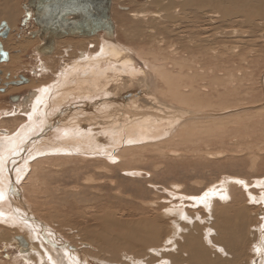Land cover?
<instances>
[{
  "label": "bare ground",
  "instance_id": "1",
  "mask_svg": "<svg viewBox=\"0 0 264 264\" xmlns=\"http://www.w3.org/2000/svg\"><path fill=\"white\" fill-rule=\"evenodd\" d=\"M18 1L0 0V8L2 9H0V21L6 20L10 33L13 29H19L17 27L21 21V13L18 10ZM26 4L27 2L23 5V10ZM113 4L114 0L112 9ZM131 4L134 10L131 8L129 11L121 12V15H118L117 28L114 23L115 40L122 48L126 49L123 52L116 50L113 45L103 43L100 38L95 40L94 37H67L56 40L53 54L46 56L37 51L43 42L39 35H32V32L37 30L35 25L36 30L28 35L34 40L32 41L34 47L31 50L35 58L36 56L38 58L35 76L40 74L39 77L42 75L45 77L47 74L52 80L45 84L41 81L35 86H22L19 89H10V84L25 85L18 84L22 80L20 78L18 81L14 80L15 82L9 81L12 83H6V80L2 81L6 83V93L17 90L26 93V96L20 97V101L13 107L18 113L14 114L23 116L25 119L20 121L11 133L7 130L0 132V194H2V198H0V233L4 232L2 237L6 238L8 232L14 230L16 236L13 244L18 248L20 255L17 258L23 261V264H72V261L76 264H94L83 256L84 252L81 254L79 251L80 253H78L76 246L68 245L65 243L66 241L64 242L55 234V231L50 230L51 226L56 230H62L69 227L68 223L65 221L63 223H61L62 221L54 222L49 215H40L42 220L51 219L53 221L48 228L46 222L37 220L38 217L36 218L28 211V206L19 196L22 192L17 193L15 188L20 184L30 182L32 177H35V170L32 167L43 166L58 160L104 159L106 162L120 161L122 154H132L135 144H138L136 147L147 145L157 147L158 144L167 140L168 142L173 140L172 138L176 140V137L188 144L193 134L209 135L205 131L212 126L230 123L236 116H249L264 108V105L261 104L260 106L257 104L236 109L210 108L207 102L201 103L195 98L196 93L202 92L200 85L202 86L203 77L208 74V71L215 80L224 75L222 73L227 69L229 56L232 54L228 50L243 48L242 45L236 44V46L232 42L234 37L242 36L241 38H243L245 36V38H249L255 34L258 36L261 33L264 34V0H147L144 2L133 1ZM127 18L134 26L128 24ZM162 21L166 22V26H160ZM120 23L125 25L124 30H135V32H131L128 37L120 36ZM171 24H178L179 27L173 25L177 29V34L171 30ZM143 28L145 29L142 30ZM159 30H163L164 35H166L164 39H169L168 46L161 45L160 42L156 41L157 38L151 34V32ZM123 39L124 42L121 41ZM12 41L14 39L10 35L1 42L4 50L9 51V60L11 57L14 61L18 60L19 57H12L10 51L24 50V45L29 42L25 41L22 45L23 42L12 43ZM152 42H154L152 49H143L146 48V44H152ZM155 45L158 46V50L155 49ZM164 50L171 51L166 52ZM197 50H199L197 53L199 55H211L213 61L204 60L202 55L199 61L198 59L187 58L190 53H196ZM46 58L48 59L45 60ZM194 63L198 73H195L196 69L191 67ZM13 66L10 65L8 68ZM50 73H54V76H51ZM2 74L0 71V76ZM7 79L10 77L7 76ZM21 83L27 84L24 80ZM193 84L198 86L197 91H195ZM1 85L4 86V83ZM0 92L4 93L5 90ZM12 98L18 99L17 96H12ZM42 103H44V108L41 107ZM241 109L245 110L239 112ZM58 111L60 113L55 115ZM233 111L238 113L229 114ZM117 145L120 146L119 149H115ZM174 154L180 156L178 151H173ZM133 160L135 161V159ZM29 167H31V173L27 179L26 174ZM133 175L144 177L136 171L133 172ZM224 179L220 184L217 183L218 185L215 184L209 190L207 189L208 195L201 196L204 197L203 201L189 200L195 204V207H207V204L214 199L220 200L223 204H228L230 200H235L237 203L240 198L234 197L235 191H237L235 186L233 187L232 184V187L228 186L227 178ZM3 180H6V183ZM247 185L244 186L246 190L250 188ZM252 194L251 192L248 194L249 205L258 206L259 214L264 218V206H260V204H264V191L260 195L258 194L259 196ZM239 208L242 207L236 208L235 204L231 203L220 209L221 211H218L217 207L212 208L211 211L218 215L216 220L220 227L224 228L226 224H229L230 229L237 230V232L234 231L235 236L238 235V238L240 236L246 241L249 238L251 241L250 237L246 239V236L240 234L242 232V234L247 235L246 229L243 228L247 224L249 225L248 216L250 214H247V208L240 210ZM195 210L193 211L195 212ZM176 211L186 212L181 209ZM244 211H246L245 215ZM166 215L168 214L164 213V217H167ZM147 216L139 219L137 217V219L132 218L127 222L120 223L118 222L119 219L116 221L115 217L112 218L110 215L107 216V221L103 220V228L106 230L108 226L105 222L120 224L122 232H119L118 235L126 237L131 243L130 251L133 250L134 244L141 245L143 249L146 245L156 246L162 238L161 229L165 222L162 217ZM184 218L185 221L187 219L190 221V226H198V223H194L196 221L193 222L188 216ZM178 226H174L176 235L174 230V234H172L175 236L174 238L179 237L181 240L178 233H183V228L179 229L181 226ZM261 227L263 228L255 229V232L258 233L257 239L260 235L262 238L257 240L258 244L255 243L254 250L250 249L252 255L247 260L250 262H248L249 264H264V246L262 247L264 224ZM89 228H86L87 231ZM206 229L212 228L210 226ZM84 231L86 230L83 229V233ZM100 232L96 231L92 234V236H96L99 252L104 251L101 250L104 247L113 255L117 250H120L118 247L121 249L125 247H120L116 245V242L108 240L109 238L115 240V236L111 237L112 235H110L108 237L105 235L103 237L104 234L101 235L103 232ZM225 235L222 236V242L227 238L224 237ZM218 236H215L217 240ZM17 237L23 238L22 241L18 242L19 244L15 242ZM209 237L210 233L207 231L204 238H207L208 242L205 243H209ZM120 238L118 237L116 240L120 241ZM10 241L7 242L10 243ZM96 241L94 242L96 243ZM200 241H190L187 238L178 248L181 251L190 249V260L187 261H190L191 264H216L210 259V253L200 252L199 247L203 248L199 243ZM100 242L105 246H101ZM225 243L230 244L228 239ZM26 245L27 247H25ZM196 246L198 247L197 251H195ZM220 248L222 247L220 246ZM30 251L31 253L26 255ZM113 251L115 252L113 253ZM77 256L80 257L78 261ZM232 258L234 259L231 262L237 259L235 256ZM181 259L183 258L179 255L174 257L172 264H178ZM96 264L100 263L97 262ZM217 264H222V262Z\"/></svg>",
  "mask_w": 264,
  "mask_h": 264
},
{
  "label": "rangeland",
  "instance_id": "2",
  "mask_svg": "<svg viewBox=\"0 0 264 264\" xmlns=\"http://www.w3.org/2000/svg\"><path fill=\"white\" fill-rule=\"evenodd\" d=\"M27 1L28 0L18 1V10L21 13V21L27 20L25 11L23 10V5ZM133 1L144 2L147 0H114L112 17L116 24V28L119 23L118 15H121V12L129 11L131 8L134 10L133 5L131 4ZM115 17L117 18L115 19ZM127 19L129 20V18ZM2 22H6V20L2 19L0 24ZM20 24L21 23H19L17 27L19 29H13L9 34V36L11 35L12 39H14L12 43L23 42L22 45L25 41H28L29 43L24 45V50L10 51V54L13 55L12 57L17 56L20 59L17 58L18 60L13 61L10 57L8 62L0 63V71L3 73L2 76H0V91L5 90L4 93L0 92V132L2 130H7L11 133L16 129L19 122L25 119L23 116L15 115L18 113L13 107L18 102L12 101L11 98L12 96L23 98L26 96V93H22V90L6 93L7 87L5 84L18 81V78L21 76L30 82L21 86L10 84V89H19L22 86L28 85L35 86L39 82L41 83V81L45 84L52 80L47 74L46 76L44 75L45 77H43V75L42 77H39L41 76L40 74H38L39 76H35V74H37L35 67L38 63V58L37 56L35 58V55L31 50L34 47L32 45V41L34 40L28 36L30 32L36 30L35 24L31 19V23L29 25L27 24L28 31H21L19 27L21 26ZM128 24H132L130 20L128 21ZM173 25L179 27L178 24ZM173 25L171 30L177 34V29ZM124 26L125 25L120 23V36L128 37L131 32H135V30H124ZM132 26L134 25L132 24ZM160 26H166V22H160ZM144 29L145 28L142 30ZM147 31L150 33L148 29ZM151 34L157 38L156 41L160 42L161 45L168 46L169 39H164L166 35H164L163 30L151 32ZM262 34L263 33L259 34V36L255 34L249 38H245V36L243 38H241L242 36L234 37L232 42L235 45H242L243 48L238 50H228L232 54L229 56L227 69L222 73L224 75L215 80L211 77L210 72L208 71V74L203 77L204 80L201 83L202 86L200 85L202 92L196 93L195 98L200 100L201 103L207 102L210 105V108L219 107L236 109L240 107H248L249 105H264V34ZM93 39L97 40L98 38L94 37ZM124 39L121 41L124 42ZM0 40L5 41V39L2 40V38H0ZM162 41H164V43H162ZM153 43L154 42H152V44H146V48L143 49H152ZM155 49L158 50L157 45H155ZM164 51L170 52L171 50ZM198 51L199 50H197L196 53H190L187 58L198 59L199 61V58L203 56L204 60L209 59L213 61L211 55H199L197 54ZM7 52L9 53L8 50ZM224 53H226L225 50ZM47 59L48 58L45 60ZM10 65L14 66L8 68ZM195 65V63L191 65L194 70L196 69ZM195 73H198V69H196ZM50 75L54 76V73H50ZM7 76L10 77V79H7ZM2 81H5L6 83ZM2 83H4V86L1 85ZM193 87L195 88V91H197L198 86L193 84ZM41 107L44 108V103H42ZM263 109L264 108L260 109L259 112H252L253 114H250L249 116H236L230 123L212 126V128L205 131L206 133H209V135H202V133H198V135L197 133L193 134L188 144L181 138L176 137V140L172 138L173 140L169 142L167 140L158 144L157 147L152 145L136 147L138 144H135L132 154H122L120 161L106 162L104 159H86L84 161L58 160L50 164H44L43 166L32 167L35 170V177H32L30 182L24 183L23 185H19L17 182L19 186H16L15 189L17 190V193L22 192L19 194L20 198L25 201L24 203L28 206L30 214L35 215L36 218L38 217L37 220H42L40 215H49L54 222L62 221L61 223H63L65 221L68 223L69 227L63 228L62 230H56L54 227L51 226L50 228L49 226L53 223L51 219L48 220L49 222L47 220H42L44 223L46 222V226L50 228L52 232L55 231V234L64 242L66 241L65 243L68 245L76 246L78 253L81 252L82 254L84 252L85 255L83 254V256L94 264L97 262L100 264H172L173 258L178 255L183 258L179 260L178 264H191L190 261H187L190 260V249L181 251L178 248L183 241L185 242L187 240V238L190 241L201 240L199 243L203 248L199 247L200 252L204 254L205 252L206 254L210 253V259L216 264L218 262H222V264H249L250 262L247 260H249L252 255L255 243L257 245V240L262 238L260 235L259 239H257L258 233L255 232V229L257 230L259 227L263 228L261 226L264 224V218L259 214V207L249 205L250 202L248 201V194L250 192L251 194L254 193L252 194L253 196H259L264 191ZM243 110L241 109L239 112H243ZM59 113L60 112L58 111L55 115H58ZM235 113L238 112H229V114ZM119 147L120 146L117 145L115 149H119ZM173 151H178L180 156H178L179 154L177 156L175 154L173 155ZM133 159H135V161ZM135 171L136 173H140L141 176L144 175V177L133 175V172ZM30 173L31 167H29L28 173L26 174L27 179L29 178ZM224 178H227V182H225L228 186L230 185L232 187L233 185V187L235 186V190L238 191H235L236 195H234V197L240 198L237 200L239 204L238 202L236 203L235 200H230L228 204H223L220 200L214 199L207 204V207H195V204L189 200L194 194L195 197L205 195L207 189L209 190L210 187L215 184L218 185L217 183L220 184L221 181L225 180ZM242 178L245 181H243ZM3 182L6 183V180H3ZM246 184H248L247 187H250L247 190L244 188ZM231 203L235 204L236 208H247V214H250L248 216L249 225L247 224L248 226L246 225V227L243 228L246 229L245 231L247 232V235L242 234V232H240V234L244 237L246 236V239L250 237L252 242L249 238L248 241L251 243L244 238H240V236L238 238V235L235 236L234 233L237 232V230L230 229L229 224H226V226L223 225L224 228L217 224L216 219L218 215L214 214V211H211V209L217 207V210L221 211L220 209ZM242 208H239V210ZM180 209L186 212L180 213L176 211H180ZM193 210H195L196 213ZM164 213L168 214L166 215L167 217H164ZM245 213L246 211H244V215ZM110 215L112 218L115 217L114 219L116 221L119 219L118 222L120 223L127 222L132 218H143L147 215L153 218L155 216L159 218L162 217V220L164 219L163 221L165 222L161 229L162 238L156 246L146 245L143 249L141 245L134 244L135 246L133 245V250L130 251L131 243L126 237L119 236L120 234L118 235L119 232H122L119 226L120 224H109L105 222V224L108 225V229L106 228L105 230L103 228V220L107 221V216L109 217ZM184 215L188 216L189 219H192L193 222L196 221L194 223H198V226H190V221H188V219L185 221ZM193 218L196 219L194 220ZM58 219L60 220L58 221ZM254 221L257 222L255 223ZM174 226H178L179 229L183 228V233H178L181 240H179V237L174 238V231L176 235ZM210 226L212 229H206L207 227L210 228ZM88 227H90L88 231L91 235L86 229ZM227 227L229 228L228 230ZM83 229L86 230L84 233ZM223 229H225L224 233H222ZM109 230H112L113 232H110ZM94 231L103 232H100L101 235L104 234L103 237H105V235L108 237H110V235H112L111 237L115 236V240L110 238L108 240L116 242V245H119L120 247L125 246V249L118 247L120 250L117 251L119 252L113 251L117 256L114 254L112 255V252L110 253V251L104 247L101 248V250L104 251L99 252L96 236H92V234L95 233ZM204 231L210 233L209 243H205L208 242V236L207 238H204L206 237V232L202 233ZM231 233L233 234L231 235ZM3 234L4 232L0 233V264H23L24 262L17 258V256L20 255L18 248L13 244L14 237L16 236L14 230H10L6 238L2 237ZM17 234L19 235L20 233ZM87 234H89L90 237ZM223 234L225 235L224 237L227 238L222 242ZM214 235L216 237L219 235L218 240ZM118 237H121L120 241L116 240ZM8 239L11 240L10 243L7 242L9 241ZM121 239L124 240L122 241ZM227 239L228 242H230L229 245L225 243L227 242ZM94 241H96V243ZM172 241L174 242L172 243ZM262 241L263 247L264 238ZM15 242L18 243L19 241L16 240ZM102 242H100L101 246H105L103 243L106 242ZM220 246L222 248H220ZM228 246L229 248H227ZM197 249L198 247L196 246L195 251H197ZM247 251L248 253H246ZM30 253L31 251L26 255H29ZM108 253L111 255H108ZM137 253L140 254L136 255ZM231 256L237 258L235 259L236 263L235 261H233L234 263L231 262L234 259ZM78 257L79 256L76 257L77 261L80 259V257ZM72 264H76V262L72 261Z\"/></svg>",
  "mask_w": 264,
  "mask_h": 264
},
{
  "label": "water",
  "instance_id": "3",
  "mask_svg": "<svg viewBox=\"0 0 264 264\" xmlns=\"http://www.w3.org/2000/svg\"><path fill=\"white\" fill-rule=\"evenodd\" d=\"M113 0H28L24 6L25 14L37 27L33 36L39 35L43 45L38 47L40 54L52 55L58 39L97 37L103 43L113 45L123 52L115 40V25L112 20ZM10 28L6 22L0 24V38L6 39ZM9 61V53L0 41V62ZM20 79L29 82L23 76ZM26 84V83H18ZM18 99L12 98L14 102ZM23 238L17 237V241ZM27 247V245L25 246Z\"/></svg>",
  "mask_w": 264,
  "mask_h": 264
},
{
  "label": "flooded vegetation",
  "instance_id": "4",
  "mask_svg": "<svg viewBox=\"0 0 264 264\" xmlns=\"http://www.w3.org/2000/svg\"><path fill=\"white\" fill-rule=\"evenodd\" d=\"M26 18H27V20L25 21V20H23V21H20V25L21 26H19L20 27V30L21 31H24V30H27L28 31V27H27V24L29 25L30 23H31V18L30 17H27L26 16ZM33 22V21H32ZM10 34V33H9ZM9 36V35H8ZM22 81V80H21ZM20 81V82H21ZM11 100H12V98H11ZM13 101V100H12ZM15 104V103H14Z\"/></svg>",
  "mask_w": 264,
  "mask_h": 264
},
{
  "label": "snow or ice",
  "instance_id": "5",
  "mask_svg": "<svg viewBox=\"0 0 264 264\" xmlns=\"http://www.w3.org/2000/svg\"><path fill=\"white\" fill-rule=\"evenodd\" d=\"M207 195L208 194L205 193V196H207ZM0 198H2V194H0ZM190 199L203 201L204 200V197H195V196H193V197H190Z\"/></svg>",
  "mask_w": 264,
  "mask_h": 264
},
{
  "label": "crops",
  "instance_id": "6",
  "mask_svg": "<svg viewBox=\"0 0 264 264\" xmlns=\"http://www.w3.org/2000/svg\"><path fill=\"white\" fill-rule=\"evenodd\" d=\"M261 205H262V206H261ZM260 206H261V207H263V206H264V204H260Z\"/></svg>",
  "mask_w": 264,
  "mask_h": 264
}]
</instances>
